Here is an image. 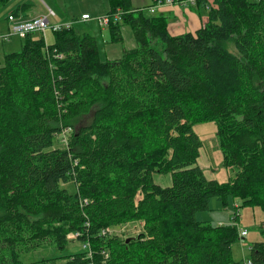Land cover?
Masks as SVG:
<instances>
[{"label": "trees", "instance_id": "obj_1", "mask_svg": "<svg viewBox=\"0 0 264 264\" xmlns=\"http://www.w3.org/2000/svg\"><path fill=\"white\" fill-rule=\"evenodd\" d=\"M108 2L111 41L130 24L138 43L119 58L102 60L93 34L63 26L51 41L29 33L0 64V264H242L240 209L264 213V0H199L208 21L178 35L164 15ZM205 122L235 178L195 165ZM213 199L242 202L230 222L199 220ZM131 223L141 231L122 237ZM250 251L244 264H264V241Z\"/></svg>", "mask_w": 264, "mask_h": 264}, {"label": "rangeland", "instance_id": "obj_2", "mask_svg": "<svg viewBox=\"0 0 264 264\" xmlns=\"http://www.w3.org/2000/svg\"><path fill=\"white\" fill-rule=\"evenodd\" d=\"M25 1H30L33 3V7L26 10L29 14H48L50 12V8H52L56 12L54 16H51L52 22L63 23L64 25H67V22L71 21V25H73L76 33L83 34L87 32L93 34L97 38L102 60L119 58L123 55L125 49H132L138 45L130 24H124L122 26V41H111L110 28H108V26L102 27L100 25L98 18L107 15L109 10L108 0H10L0 10V33L2 31H7L6 27L8 26V22L10 24V14L20 18H28L12 13L14 8ZM139 1L140 0H136V2ZM209 3L210 5H213L214 0H209ZM158 8L159 7H157L156 11ZM208 10L209 6L197 9L198 12L206 13L205 23L208 21ZM84 11H87V13L92 16V18L89 20L83 19L82 12ZM145 13L147 15L153 14L150 11L149 6L145 10ZM50 29L52 28H48L45 32L36 31L34 36H45L47 41H51L53 39V34ZM11 38L12 40L7 43L4 49L0 48V64L4 63L5 54L12 51L21 50L22 44L25 41L24 38H21L18 35H12L10 39ZM10 43L15 44V47H11ZM231 50L234 52L236 51L234 47H231ZM195 130L204 142L200 157L195 165L197 164L201 166L209 178H215L220 181L235 178L239 168L236 166L229 167L224 165L222 150L219 146L216 136V124L214 122L199 123L195 125ZM61 136L62 135H58V137H56L54 145L59 144ZM153 177L155 182L162 185L163 187L171 186L173 183L171 173L154 172ZM241 202V200L237 199L233 202V205L224 208L217 199H213L211 202L212 209L198 212L197 218L199 220H206L214 224H217L218 222H230L234 213L235 204H241ZM263 219L264 213L258 207L246 206L240 209V226L242 228H246L249 233L247 236L241 238L233 245V256L236 261H240L242 264H244V261L248 260L251 255L250 246L256 241H264V229H262L260 225ZM141 229L142 228L139 223H131L120 226V231L123 232H121L122 237L136 236L141 231ZM79 247L80 243L78 241L73 244H69L64 252L62 250H58L57 248L55 250L52 247L48 248L47 246H43L29 253L23 254L22 259L23 261L28 262L41 257L50 256L54 252L55 254H62L69 252L68 250L75 251L78 250Z\"/></svg>", "mask_w": 264, "mask_h": 264}, {"label": "built area", "instance_id": "obj_3", "mask_svg": "<svg viewBox=\"0 0 264 264\" xmlns=\"http://www.w3.org/2000/svg\"><path fill=\"white\" fill-rule=\"evenodd\" d=\"M199 0H155L153 5L149 7L151 12H155L157 7L162 6L164 4H175L178 3L180 5H196ZM55 13L53 11H50L47 15H38L34 17H30L27 19H15L13 16H10L9 20L11 23L10 30L7 33L0 34V39L3 41L9 40L12 35H18L22 38L26 37L29 33L35 32V31H43L45 32L48 28H52L53 31L61 29L63 26L71 27L72 22L68 21L67 25H64L63 23H57L51 21V16H54ZM117 19H121V15L117 14L115 16ZM83 19L89 20L92 18L90 14H84L82 16ZM99 23L102 27H107L110 23V18L107 15L101 16L98 18ZM247 234V231H242V236H245ZM70 237H74L73 234L69 235ZM245 264H254L253 261L249 260Z\"/></svg>", "mask_w": 264, "mask_h": 264}, {"label": "crops", "instance_id": "obj_4", "mask_svg": "<svg viewBox=\"0 0 264 264\" xmlns=\"http://www.w3.org/2000/svg\"><path fill=\"white\" fill-rule=\"evenodd\" d=\"M132 3L135 8L146 7L147 9V7L150 4L153 5L154 0H149V1L140 0L139 2H136V0H132ZM201 8H204V7H200L198 6V4L197 5H190V4L180 5L178 3L172 4V5L164 4L162 6H159L158 10L153 14L166 16L169 21L170 32L172 34L178 35V34H182L186 32H195L197 29H199L205 24L206 13L197 11V9H201ZM50 10H53V9L50 8ZM53 11L55 12V10ZM86 13L87 11H84L82 12V15ZM27 14L22 15V16L29 18V17L41 15L39 13H35V14L27 13ZM207 15H208V11H207ZM9 27H10V24L8 22V26L6 27L7 31L9 30ZM11 40L12 38L7 41H0V48L4 49L7 43L10 42ZM10 46L15 47V44L10 43Z\"/></svg>", "mask_w": 264, "mask_h": 264}, {"label": "bare ground", "instance_id": "obj_5", "mask_svg": "<svg viewBox=\"0 0 264 264\" xmlns=\"http://www.w3.org/2000/svg\"><path fill=\"white\" fill-rule=\"evenodd\" d=\"M10 16H13L15 19H17V20H19V19H27V18H20V17H17V16H15V15H13V14H10ZM10 16H9V18H10ZM10 21V20H9ZM242 232V231H241ZM240 232V233H241ZM249 232V231H248ZM83 247L84 248H89V244L87 243V244H84L83 245Z\"/></svg>", "mask_w": 264, "mask_h": 264}, {"label": "water", "instance_id": "obj_6", "mask_svg": "<svg viewBox=\"0 0 264 264\" xmlns=\"http://www.w3.org/2000/svg\"><path fill=\"white\" fill-rule=\"evenodd\" d=\"M128 240H130V239H128Z\"/></svg>", "mask_w": 264, "mask_h": 264}]
</instances>
